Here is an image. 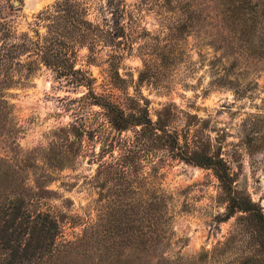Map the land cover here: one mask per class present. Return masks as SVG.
I'll use <instances>...</instances> for the list:
<instances>
[{
	"label": "rangeland",
	"instance_id": "374dc122",
	"mask_svg": "<svg viewBox=\"0 0 264 264\" xmlns=\"http://www.w3.org/2000/svg\"><path fill=\"white\" fill-rule=\"evenodd\" d=\"M251 1L264 10V0ZM28 2L0 0L1 13L13 20L17 31L26 30L33 16L53 0H35L32 7ZM99 2L86 1L88 18L95 22L100 20L95 9ZM124 4L120 47L130 49L118 60L123 83L115 79L116 83L149 101L152 120L168 103L180 111L173 126L181 127L187 115L199 118L210 149L226 159L234 184L264 210V14L245 34L242 18L228 17L226 2L219 0H124ZM182 21L187 25L183 29ZM111 52L97 46L94 58L87 61V50L75 49L74 67L90 73L97 94L121 93L107 81ZM145 69L146 79L137 83ZM8 74L0 69V80ZM54 76L40 66L28 77L16 75L17 82L6 90L12 109L0 124V202L31 194L37 198L31 208L55 214L60 239L73 241L90 224L102 228L110 202H132L135 207L140 197L161 190L171 196V243L160 255L144 256V264L243 263L253 244L237 214L221 220L223 195L210 169L164 154L159 160V150L141 157L130 177L99 166L110 159L104 143L131 133H115L97 105L79 99L84 87ZM71 124L82 129L80 145L74 146L79 151L66 158L54 155L55 146L65 139L64 128ZM67 138L74 140L71 134ZM117 152L113 147L112 154ZM133 212L129 219L139 216Z\"/></svg>",
	"mask_w": 264,
	"mask_h": 264
},
{
	"label": "trees",
	"instance_id": "16d2710c",
	"mask_svg": "<svg viewBox=\"0 0 264 264\" xmlns=\"http://www.w3.org/2000/svg\"><path fill=\"white\" fill-rule=\"evenodd\" d=\"M86 1L53 0L33 16L26 30L21 31L13 26L11 18L1 13L3 6H0V69L9 71L8 76L0 80V124L11 113L12 104L6 90L17 82L16 75L28 77L44 66L53 71L55 78L64 79L74 87H84L86 91L79 99L97 105L104 123L115 133H131L125 138L111 137L112 141L104 143L110 159L99 166L104 165L119 177H130L133 167L146 158L149 150H159V160L164 154L167 158L210 169L223 195L221 220L237 214V220L253 244L254 249L243 257L242 264H262V206L234 184L226 159L218 151L210 149L202 127H199V118L187 115L189 119L181 127L173 126V120L179 118L180 111L168 103L156 111L152 120L149 101L139 93L128 94L124 91L125 86L116 83L115 79L123 83L117 74L118 60L123 52L130 49L120 47V39L124 35L122 21L126 13L124 0H100L95 5L100 18L98 22L88 18ZM223 2H226L228 17L242 18L241 30L245 34L264 14V10L257 9L256 1L219 0V3ZM5 7L11 9L9 4ZM185 25L182 21L180 27L183 29ZM39 27L44 28L42 33ZM97 46L112 50L107 61V81L110 87L121 92L120 95L112 92L97 94L92 87L95 79L90 73L74 67L76 48H85L87 61H90ZM147 75L148 70H141L137 83ZM64 133L65 139L58 147L55 146L57 149L54 151V155L56 152L62 158L76 155L79 151L74 146L80 145L82 129L71 124L64 128ZM68 134L74 140L69 141ZM113 147L118 150L117 155L112 154ZM145 175L141 174V177H148ZM34 199L37 198H32L31 194L19 193L0 202L1 264H144V256L150 252L160 255L171 243V196L161 190L153 196L140 197L135 207L132 202H110L103 212L102 228L96 230L94 224H90L73 241L60 239V221L55 214L31 208ZM134 210L139 216L129 219Z\"/></svg>",
	"mask_w": 264,
	"mask_h": 264
},
{
	"label": "bare ground",
	"instance_id": "6f19581e",
	"mask_svg": "<svg viewBox=\"0 0 264 264\" xmlns=\"http://www.w3.org/2000/svg\"><path fill=\"white\" fill-rule=\"evenodd\" d=\"M28 4H29L30 6H34V4H35V0H29Z\"/></svg>",
	"mask_w": 264,
	"mask_h": 264
},
{
	"label": "water",
	"instance_id": "95a60500",
	"mask_svg": "<svg viewBox=\"0 0 264 264\" xmlns=\"http://www.w3.org/2000/svg\"><path fill=\"white\" fill-rule=\"evenodd\" d=\"M13 3H15V2H13ZM27 6L32 7V6H30L28 3H27Z\"/></svg>",
	"mask_w": 264,
	"mask_h": 264
}]
</instances>
